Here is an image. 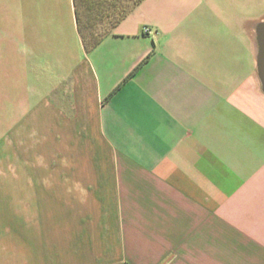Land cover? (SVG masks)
<instances>
[{
	"label": "crops",
	"instance_id": "1",
	"mask_svg": "<svg viewBox=\"0 0 264 264\" xmlns=\"http://www.w3.org/2000/svg\"><path fill=\"white\" fill-rule=\"evenodd\" d=\"M262 19L264 0H0V70L44 154L0 264H264Z\"/></svg>",
	"mask_w": 264,
	"mask_h": 264
},
{
	"label": "rangeland",
	"instance_id": "2",
	"mask_svg": "<svg viewBox=\"0 0 264 264\" xmlns=\"http://www.w3.org/2000/svg\"><path fill=\"white\" fill-rule=\"evenodd\" d=\"M5 81V72L0 70V220L5 219L6 211L7 220L9 224L11 223L12 237L14 236V240L19 243L21 241V232L18 229L21 227V178L26 175L27 170L36 171L34 167L42 161L44 154L27 151L28 148L35 149L36 145L33 147L29 144L23 145L20 136L24 128L19 104L20 88L7 87ZM11 131L14 140L12 152L5 145L6 136Z\"/></svg>",
	"mask_w": 264,
	"mask_h": 264
},
{
	"label": "water",
	"instance_id": "3",
	"mask_svg": "<svg viewBox=\"0 0 264 264\" xmlns=\"http://www.w3.org/2000/svg\"><path fill=\"white\" fill-rule=\"evenodd\" d=\"M254 62L260 90L264 94V19L253 26Z\"/></svg>",
	"mask_w": 264,
	"mask_h": 264
}]
</instances>
